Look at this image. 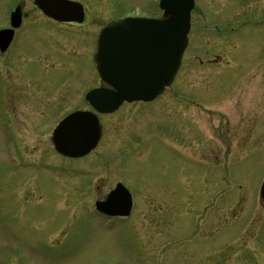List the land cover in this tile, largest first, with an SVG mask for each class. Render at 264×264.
<instances>
[{"label": "rangeland", "instance_id": "374dc122", "mask_svg": "<svg viewBox=\"0 0 264 264\" xmlns=\"http://www.w3.org/2000/svg\"><path fill=\"white\" fill-rule=\"evenodd\" d=\"M80 1L86 6L80 25L56 23L38 10L26 17L33 26L21 35L37 44L18 60L29 70L11 87L19 93L12 105L4 92L3 112L18 129L20 146L34 150L25 159L41 167L21 164L22 150L0 111V264H156L158 244L186 228L193 212L213 233L211 263L189 257L184 250L195 244L182 242L165 247L164 264H264V207L257 189L264 177V20L257 22L264 0H196L207 15L192 12L189 46L173 81L180 92L175 95L173 87L150 103L102 115L97 145L69 159L53 150L49 132L93 83L89 53L96 28L138 11L159 13L155 0ZM243 18L257 23L231 28ZM176 144L186 147L182 155L189 160L166 151ZM222 164L229 166L224 181ZM117 170L138 189L139 209L108 229L84 200L112 187ZM163 181V189L154 188ZM208 199L206 208L199 205ZM241 241L237 251L227 246Z\"/></svg>", "mask_w": 264, "mask_h": 264}, {"label": "water", "instance_id": "95a60500", "mask_svg": "<svg viewBox=\"0 0 264 264\" xmlns=\"http://www.w3.org/2000/svg\"><path fill=\"white\" fill-rule=\"evenodd\" d=\"M35 1L56 19L82 20V6L76 1ZM159 5L166 14L162 19L126 16L101 29L97 67L102 79L118 83L116 92L97 89L88 95L93 103L99 93L101 110H112L122 98L150 100L170 82L185 46L192 0H160ZM78 119L84 124L77 125ZM97 134L94 119L72 115L57 126L53 141L60 152L78 156L95 144ZM260 194L264 198V181Z\"/></svg>", "mask_w": 264, "mask_h": 264}, {"label": "flooded vegetation", "instance_id": "af4514ba", "mask_svg": "<svg viewBox=\"0 0 264 264\" xmlns=\"http://www.w3.org/2000/svg\"><path fill=\"white\" fill-rule=\"evenodd\" d=\"M16 7H17L18 12L20 14L19 25L16 26L15 28H13L12 38H11L10 42L8 43L7 47L3 51H0V104L2 106H5V104H4V102H5L4 92L5 91L8 93V95L6 97L7 105L8 104L12 105L14 103V98L19 93L17 92V90L12 89L11 87L13 85L18 84V82L21 78V75L24 71L29 70V67L25 68L22 65H19L20 63L18 60H19L20 56L25 57V56H28V54H31V52H29L28 50L34 51L35 47H36L34 44L35 43L37 44L36 40H35V42H33V44H31V40H32L31 38H28L24 41V37H22V35H21V34H24V31L28 27L33 26L31 24L32 22H34L33 19H31V20L26 19V17L29 15V12H31V11L36 12L38 10L35 3L33 2V0H0V29L10 27V14ZM56 23L80 25L83 22L82 23L56 22ZM95 32H96V30H95ZM94 35H95V33H94ZM94 35H93V37H94ZM29 44H31V45H29ZM93 50H94V39H93L92 47H91V50L89 53L92 70L94 71L93 63H92L93 62L92 61ZM33 62H36V60H33ZM52 64H53L52 62H49L48 64H45V66H51ZM70 73H72V71ZM47 74H49V73L47 72L46 75ZM93 78H94L93 83H91L89 86L82 89L80 96L77 100L79 105L76 106L75 108H79V107L83 106L84 92L87 89L94 87V86H100L101 85V82L97 77L93 76ZM44 80L46 82H48V80H46V78H44ZM68 80H69V77H67L63 81V83H61V84L65 86V84H67ZM61 84H59V85H61ZM74 85L75 84H72V86H74ZM66 90H68V89H66ZM175 92L177 93L180 91L175 90ZM189 92H190L189 93L190 95H193L195 91L189 90ZM185 148L186 147L183 148L179 144H176L175 145V151L176 152H174L173 156L175 158L176 157L180 158V156H181L180 151L181 150L186 151ZM173 160L175 161L176 167H177L178 166L177 161L174 158H173ZM178 171H179V169H178ZM115 173L117 176V180H122V179H120L119 171L117 170V171H115ZM173 177H174V180L172 183H174L175 181H179L180 173L178 172V175H174ZM123 182L125 184L127 183L125 181H123ZM127 184H128L127 187L129 188L130 193L132 195V207H131V211H130L129 216L128 217H121V216L106 217L100 213H96V215L101 216L103 218L112 219L115 221H122V220L129 221L131 218H133L139 209V200H138V194H137L138 189L129 183H127ZM165 185L166 184L163 181L162 185H156L154 188L158 187L160 189H163L162 187ZM148 186H150V185H148ZM110 188L111 187H109L106 191L103 190V191L97 192L95 194L94 200L103 199L106 196V194ZM130 188H132V189H130ZM193 200H194L193 202L195 203L196 198H193ZM188 204H191V203H188ZM206 207H207V204L205 205V208ZM197 220L198 219H191V218L187 219V227L184 229L182 227L183 230L178 228L179 232L176 233L177 235H175L174 237H176L177 240L180 237H187V236L190 237L189 239H183L182 242L187 243V245H190V244H195V245L194 246L191 245V250H184V252H186V251L190 252L189 257H193L195 259V261H196V258H198L199 263L202 261H207V263L208 262L211 263V261H209L211 259V251L213 248V244L211 241V231H210V229L209 230L206 229V219H203L204 223H202L203 220L199 219L198 225H200V227L198 228L196 233H194L196 230V228H194V227L197 224ZM196 237H200L202 240L198 241V240H196ZM180 243L178 242L177 245H179ZM178 250H180V249H177V251ZM180 251H182V249ZM198 252H199V254H197ZM184 257H188V255H186ZM179 259H181V258H179ZM204 264H205V262H204Z\"/></svg>", "mask_w": 264, "mask_h": 264}]
</instances>
